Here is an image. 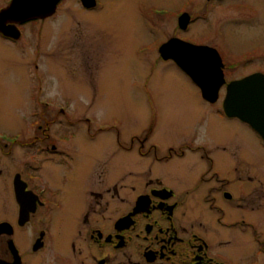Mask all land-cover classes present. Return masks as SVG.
<instances>
[{
	"label": "flooded vegetation",
	"instance_id": "flooded-vegetation-1",
	"mask_svg": "<svg viewBox=\"0 0 264 264\" xmlns=\"http://www.w3.org/2000/svg\"><path fill=\"white\" fill-rule=\"evenodd\" d=\"M70 1L87 13L105 12L111 1L119 13L133 2L0 0L1 51L17 66L15 52L30 57V78L19 88L24 128L0 130V226L9 224L0 227V264H237V238L225 231H253L255 241L243 244L251 254L240 261L264 264V154L237 130L228 143L210 136L233 122L264 147L250 124L224 110L230 83L264 75V0H181L175 8L135 1L130 11L144 33L155 20L173 27L156 53L141 44L134 54L153 57L143 86L147 107L156 110L143 131L121 130L97 110L100 101L64 99L58 88H45L43 28ZM183 17L186 28L180 27ZM194 25L200 33L195 41L188 37ZM171 39L208 48L209 64L219 55L217 99L205 98L187 72L162 57L160 47ZM143 46L148 50L141 53ZM167 64L187 82L179 111L166 107L180 106L167 100L175 90L160 88L166 78L172 81ZM160 67L161 79L150 89ZM17 71L19 80L20 66ZM5 94L0 91V123L11 122L4 118ZM181 112L193 119L192 128L177 142L165 140L163 128ZM174 161L185 166L175 169L172 183L163 171ZM22 208L30 211L25 225Z\"/></svg>",
	"mask_w": 264,
	"mask_h": 264
},
{
	"label": "rangeland",
	"instance_id": "rangeland-1",
	"mask_svg": "<svg viewBox=\"0 0 264 264\" xmlns=\"http://www.w3.org/2000/svg\"><path fill=\"white\" fill-rule=\"evenodd\" d=\"M135 1H140L142 5L170 4L173 8L178 7L181 2V0H133L132 4L123 5L118 13L117 6H115L118 3L111 1L105 12L87 13L79 5L70 1L61 7L58 15L54 18L55 20L43 28L45 39L42 60L45 71V88L48 87L51 93L58 88L59 95L64 99L100 101L98 106L102 107L97 110L103 112V115L105 113L109 120H117L120 127L122 126L121 130L124 131L137 128L139 131L146 130L155 117L156 109L147 107L146 91L143 86L144 77L150 72L148 68L153 57L142 59L143 56L134 55L136 49L141 44H147L152 45L154 47L152 53H156L158 43L164 41L173 30L172 25L155 20L151 24L150 32L144 33L142 27L136 22L135 15L130 11V7L134 6ZM188 37L194 41L199 39L200 33L196 25L192 27ZM1 50L0 47V91H6L3 100L6 101L7 116L4 118L11 122L0 123V130L6 129L15 133L24 128L21 121L24 106L21 105L19 88L23 80L28 82L26 61H29L30 57L26 53L15 52L19 62L17 66L14 58L7 57ZM145 50H148V47L140 48L141 53H144L142 51ZM19 66L22 75L18 80L17 69ZM166 66L169 68L172 81L170 78H166L165 81L160 82V88L171 90L172 93L175 90L178 97L175 94H170L167 100H177L180 106L166 104V107L168 111L172 107H176L175 111H179L184 99H187L184 96L185 91L181 90L187 82L177 75L174 65L167 64ZM161 69L160 67L154 71V77L147 84L150 89L161 79L158 76L162 73ZM172 83H174L173 87H171ZM198 99H200L199 95ZM190 109L192 110L191 107ZM172 121L162 130L163 138L167 141L177 142L178 137L192 128L194 124L193 119H190L189 115L185 116L183 112L179 116H175ZM209 123L212 121L207 122V124ZM213 123L217 124L218 122L213 121ZM228 124L227 132H221V128L226 131L224 126H217L215 135L210 133V136L217 135L219 139L228 143L227 141H233L234 132L237 130L236 133L239 131L238 134L243 136L242 138L251 142L252 149L261 155L264 154V147L259 144L255 146L253 137L244 135V130L238 128L236 123ZM206 128L208 129V127ZM88 149H92L91 145L88 146ZM17 150H19L18 147ZM138 159L141 158L138 157ZM183 166H185L184 162H172L168 170L163 171L164 177L166 176L174 183L172 175L175 169H180ZM75 209L76 207H74L72 215H75ZM33 226L30 228L32 229ZM222 232L220 240L226 241V238L222 237ZM225 232L229 237L236 236L235 243L239 244L237 248L235 247L237 264H244L240 259L243 260V257L248 256L251 252L247 248V253L243 244L253 242V231Z\"/></svg>",
	"mask_w": 264,
	"mask_h": 264
},
{
	"label": "water",
	"instance_id": "water-1",
	"mask_svg": "<svg viewBox=\"0 0 264 264\" xmlns=\"http://www.w3.org/2000/svg\"><path fill=\"white\" fill-rule=\"evenodd\" d=\"M187 25L188 19L183 17L180 27L186 28ZM205 49L208 48L171 39L160 47V53L164 59L174 60L187 72L193 81L201 86L205 98L215 100L222 84L218 82L213 85L218 77H222L217 73L220 71V57L214 54L209 64ZM211 84L214 89H209ZM224 110L228 116L237 117L250 124L264 139V75L257 73L230 83L224 100ZM29 212L21 209V219L24 218L21 225H25L29 220ZM8 226L9 224H2L0 227L4 229Z\"/></svg>",
	"mask_w": 264,
	"mask_h": 264
}]
</instances>
